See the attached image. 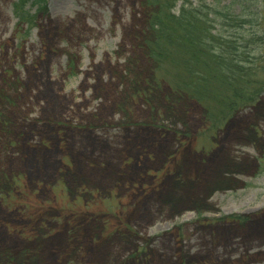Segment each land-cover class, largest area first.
<instances>
[{
  "label": "rangeland",
  "instance_id": "obj_1",
  "mask_svg": "<svg viewBox=\"0 0 264 264\" xmlns=\"http://www.w3.org/2000/svg\"><path fill=\"white\" fill-rule=\"evenodd\" d=\"M13 2L0 264H264V92L209 131L202 106L154 82L144 0H49L28 36ZM182 2L261 67L264 0Z\"/></svg>",
  "mask_w": 264,
  "mask_h": 264
},
{
  "label": "trees",
  "instance_id": "obj_2",
  "mask_svg": "<svg viewBox=\"0 0 264 264\" xmlns=\"http://www.w3.org/2000/svg\"><path fill=\"white\" fill-rule=\"evenodd\" d=\"M178 1L182 0L143 2L154 82L202 106L207 129L221 130L264 92V62L258 74L260 68L252 65L244 49L238 50L231 36L216 29L208 13L186 2L176 9ZM48 2L14 0L12 14L21 36L30 34L39 17L48 16Z\"/></svg>",
  "mask_w": 264,
  "mask_h": 264
}]
</instances>
